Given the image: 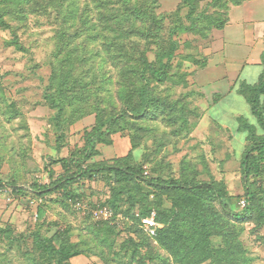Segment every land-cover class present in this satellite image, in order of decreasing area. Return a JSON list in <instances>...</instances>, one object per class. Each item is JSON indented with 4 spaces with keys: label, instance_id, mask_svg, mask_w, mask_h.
Masks as SVG:
<instances>
[{
    "label": "trees",
    "instance_id": "trees-1",
    "mask_svg": "<svg viewBox=\"0 0 264 264\" xmlns=\"http://www.w3.org/2000/svg\"><path fill=\"white\" fill-rule=\"evenodd\" d=\"M204 1L180 0L174 10L158 13V0H0V28L9 32L7 42L16 49L26 50L19 30L31 16L45 18L54 29L44 97L54 110L52 120L59 138L67 125L95 116V122L83 130V145H76L66 156L51 158L63 172L55 177L49 168V183L35 179L24 185L0 179V193L9 187L11 194L26 199L30 207L29 198L42 199L36 209V228L29 237L15 234L13 226L6 224L0 225V241L6 239L12 247L15 240L30 238L32 245L24 255L32 264H72L73 258L90 249L86 241L73 240L69 226L48 234L51 228L45 220L44 200L54 192L65 205L70 200L91 199L95 190L87 196L80 185L103 182L109 195L103 202L90 203L109 206L128 218L123 230L129 236L123 248L129 260L123 264H253L237 226L250 223L264 228V54L258 79L243 80L237 88L256 118L255 124L243 115L237 117L238 130L246 133L241 159L243 195L231 193L222 179L200 178L198 164L186 157L180 161L178 175L166 173L172 165L166 154L160 156L164 146L187 138L188 130L198 125L190 120L198 116L197 110L184 98L171 99L170 88L164 87L172 80L180 50L175 36L187 32L201 38L202 44L209 42L213 31L229 21L231 6L244 0ZM163 31H169L167 41ZM151 52L156 53L154 59ZM183 57L198 66L206 63L202 55ZM188 74L180 73L185 81ZM19 113L18 101L0 79V114L10 120ZM159 118L169 130L160 133L146 125ZM117 135L129 139L128 153L99 159L103 154L99 145H112ZM243 197L248 201L245 208L238 202ZM153 210L159 226L151 237L142 219ZM85 217L92 219L90 214ZM92 221L88 231L98 244L96 254L112 262L121 230L110 222ZM214 238L219 239L218 245Z\"/></svg>",
    "mask_w": 264,
    "mask_h": 264
},
{
    "label": "rangeland",
    "instance_id": "rangeland-1",
    "mask_svg": "<svg viewBox=\"0 0 264 264\" xmlns=\"http://www.w3.org/2000/svg\"><path fill=\"white\" fill-rule=\"evenodd\" d=\"M206 1L209 0H205L204 3ZM179 2L180 0H158L157 11L163 13L174 10ZM185 13L184 10L183 15ZM19 35L26 48L24 51L9 45L7 42L10 37L9 32L0 28V79L13 99L18 101L20 110L19 115L10 120L0 114V179L5 183L15 181L24 185L31 184L35 179L49 183L47 174L49 168L55 171V177L63 172L60 163L52 161L51 158L66 156L76 145H83V130L95 122V116L88 115L67 125L64 127L63 138H59L60 131L55 128L52 120L54 110L50 108L44 97L51 73L54 29L45 18L37 20L31 16L27 26L19 30ZM163 37L164 41H167L169 31H163ZM175 38L180 42V50L174 60L176 66L172 70V80L164 87L170 88L171 99L184 98L191 109L197 110L198 116L195 118L192 116L190 120H196L198 125L192 131L188 130L187 138H180L175 145L172 143L163 147L160 156L166 154V160L172 165V169L169 168L170 171L166 173L172 172L175 176L178 175L180 161L186 157L198 164V169L202 171L200 178L209 179L213 176L216 180L222 179L231 193L243 195L241 159L246 144V133L238 130L237 116L243 115L255 124L256 118L243 96L232 94L220 100L218 95L215 97L213 94L212 81H220L217 86L227 82L224 81L226 77L222 80L218 79L220 76L228 75L227 64L222 62L217 66L206 68L203 65L198 66L191 58L183 57L201 56V38H196L187 32H179ZM155 55V52H151V59H154ZM222 55L219 56L221 60L223 57L225 59ZM177 63L181 65L177 66ZM194 69L197 70L196 73L192 72ZM178 72L179 75L175 77ZM182 72L189 73L185 76L187 85L184 84L186 81L182 79L183 75H180ZM254 75L250 74L243 78L253 83L258 79V75L255 77ZM109 88L111 89L110 85ZM215 98L216 101L213 100ZM210 104H212L211 108L206 113L205 110ZM219 124L227 125L228 129H224ZM146 125L160 133L170 129L161 122L160 118L150 120ZM150 141L153 142V139L149 140V143ZM107 154L116 156L122 153L114 145H104L103 156L99 159L106 157ZM136 155H139L138 151ZM203 160L205 162H202ZM92 185V182H87L80 185L79 189H83L87 196L95 190V195L88 200L103 202L109 195L108 188L103 182ZM9 189L8 187L0 193V225L10 224L15 234L29 237L36 228V209L28 206L26 199L16 198ZM74 201L70 200L69 204L65 205L61 202L58 192L49 194L44 200L47 208L45 220L48 228H51L48 234L52 235L56 230L69 226L73 240L86 241V247L90 249L89 253L73 258L72 264H123L128 261L129 258L125 256L123 248L129 236L128 231L120 229L121 232L114 245V251L118 254H113L110 257L112 262H109V259L96 254L98 244L92 241L93 236L88 231L93 221L76 209ZM54 222L59 224L54 225ZM127 223L129 221L125 222V225ZM237 228L241 230V239L248 254L253 258V264H264V228H254L250 223L239 225ZM46 229L47 226L41 228L43 233ZM214 243L218 245L219 239L214 238ZM31 245L30 238L27 241H23V238L17 239L12 247L8 240L0 241V264H32L24 255ZM160 252L166 257L164 251L160 250ZM151 264H159V261Z\"/></svg>",
    "mask_w": 264,
    "mask_h": 264
},
{
    "label": "crops",
    "instance_id": "crops-1",
    "mask_svg": "<svg viewBox=\"0 0 264 264\" xmlns=\"http://www.w3.org/2000/svg\"><path fill=\"white\" fill-rule=\"evenodd\" d=\"M200 52L202 57L206 59V63L203 65L206 68L217 66L222 62L228 65V75L218 77L219 80L226 77L224 81L227 82L222 86L216 85L220 81L211 82V90L214 92L215 97L218 95L217 97L223 100L232 94L240 95L237 88L239 82L246 81L243 77L250 74L259 76L262 71L264 0H244L239 5H232L229 9V21L225 27L214 30L210 41L201 45ZM221 53L225 56V59ZM221 55L222 60L219 58ZM240 79L242 81H239ZM213 100L216 101L217 99ZM211 105L205 110L206 113L210 110ZM219 125L224 129H228L225 124ZM112 145L119 149L121 155H125L130 149V142L127 137L114 136ZM103 148L104 145H99L102 153ZM111 157L114 156L108 154L106 156V158Z\"/></svg>",
    "mask_w": 264,
    "mask_h": 264
},
{
    "label": "built area",
    "instance_id": "built-area-1",
    "mask_svg": "<svg viewBox=\"0 0 264 264\" xmlns=\"http://www.w3.org/2000/svg\"><path fill=\"white\" fill-rule=\"evenodd\" d=\"M28 200L31 207H35V209H37L42 203V199L29 198ZM90 202L91 201L88 199H83L76 201L74 205L82 215L85 216L90 214L95 222H110L111 224L116 225L119 229H124V221L127 219H125L122 214H116L111 207L101 205L99 203L96 205L94 204L95 206H92ZM247 203V199L243 197L240 199L239 206L241 208H245ZM156 215V211L153 210L149 216L142 219L143 228L151 237L156 236L157 228L159 226V223L156 221ZM35 216V218L38 219L39 214L37 210L35 211Z\"/></svg>",
    "mask_w": 264,
    "mask_h": 264
}]
</instances>
